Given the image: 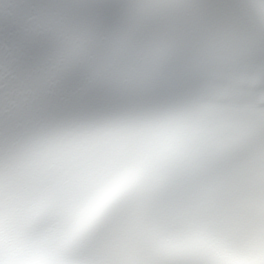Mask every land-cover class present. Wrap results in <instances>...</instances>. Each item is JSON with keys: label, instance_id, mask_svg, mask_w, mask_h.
Returning a JSON list of instances; mask_svg holds the SVG:
<instances>
[{"label": "snow or ice", "instance_id": "6c2138e0", "mask_svg": "<svg viewBox=\"0 0 264 264\" xmlns=\"http://www.w3.org/2000/svg\"><path fill=\"white\" fill-rule=\"evenodd\" d=\"M0 264H264V0H0Z\"/></svg>", "mask_w": 264, "mask_h": 264}]
</instances>
